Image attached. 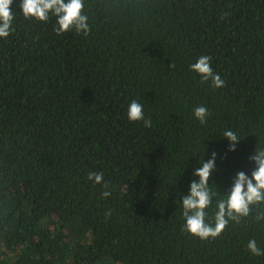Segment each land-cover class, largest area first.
I'll return each instance as SVG.
<instances>
[{"label":"trees","instance_id":"1","mask_svg":"<svg viewBox=\"0 0 264 264\" xmlns=\"http://www.w3.org/2000/svg\"><path fill=\"white\" fill-rule=\"evenodd\" d=\"M12 10L0 38V264H264L247 248L264 249L259 205L207 240L183 230L179 206L191 155L220 154L212 179L226 191L264 143V0H84L87 35L25 18L19 0ZM202 55L223 87L190 70ZM131 99L150 126L127 119ZM225 128L244 137L235 152Z\"/></svg>","mask_w":264,"mask_h":264},{"label":"clouds","instance_id":"2","mask_svg":"<svg viewBox=\"0 0 264 264\" xmlns=\"http://www.w3.org/2000/svg\"><path fill=\"white\" fill-rule=\"evenodd\" d=\"M13 3L14 0H0V38H7L12 31L15 19ZM19 7L25 18L46 22L50 16H54V30L58 34L75 30L87 35L90 31L88 16L83 12L84 0H19ZM210 60L209 56L202 55L189 68L203 81L210 80L213 87L221 88L224 80L213 71ZM126 116L131 122L143 121L145 126L151 125V121L145 117L143 103L137 99L128 102ZM193 116L203 124L209 116L208 109L203 105L197 106L193 109ZM218 134L229 142L228 152L237 151L239 142L244 138L232 128H225ZM193 156L198 158L199 166H193L187 191L180 194L184 231L201 240L216 238L230 222H239L241 218L248 217L253 206L259 205L264 209V143L259 139L248 156L253 165L250 172L236 171L226 191H221L218 183L212 179L213 173L217 171L220 154L214 150L209 154L206 149L202 156L193 154L190 157ZM188 161L189 158L183 171ZM87 178L102 183L103 173L89 172ZM209 209H213L211 216ZM254 219L257 222L264 221V210H259ZM247 248L253 255L264 254V249L257 246L254 238L248 240Z\"/></svg>","mask_w":264,"mask_h":264}]
</instances>
